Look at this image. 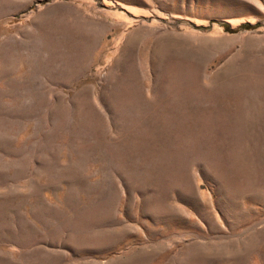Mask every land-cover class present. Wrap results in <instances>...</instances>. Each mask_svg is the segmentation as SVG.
<instances>
[{
    "label": "rangeland",
    "instance_id": "rangeland-1",
    "mask_svg": "<svg viewBox=\"0 0 264 264\" xmlns=\"http://www.w3.org/2000/svg\"><path fill=\"white\" fill-rule=\"evenodd\" d=\"M0 264H264V0H0Z\"/></svg>",
    "mask_w": 264,
    "mask_h": 264
}]
</instances>
